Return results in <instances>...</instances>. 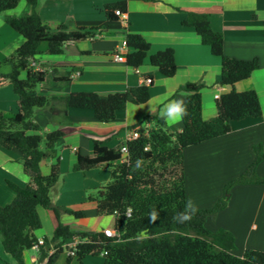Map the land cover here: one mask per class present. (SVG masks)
I'll return each mask as SVG.
<instances>
[{
  "label": "trees",
  "instance_id": "16d2710c",
  "mask_svg": "<svg viewBox=\"0 0 264 264\" xmlns=\"http://www.w3.org/2000/svg\"><path fill=\"white\" fill-rule=\"evenodd\" d=\"M20 0H0V15L4 22L23 38V43L9 56L0 59V68L9 66L7 75L0 73L17 97V112L5 117L0 112V147L15 149L20 154V163L28 184L18 188L8 183L15 193L11 203L0 207V242L3 251L15 264H25L23 254L37 244L38 264H51L52 257L64 251L65 242L77 237L82 242L75 248V257H67V264L73 258L78 264L87 256L104 258L103 264H264V252L244 250L241 256L231 253L235 249L234 237L228 231H210L206 222L213 221L217 213L226 207L231 189L238 185H264V177L258 176L256 168L264 160V148L260 144L252 147L253 161L238 176L228 180L222 188V196L210 208H199L193 218L185 223H176L172 217L185 208V177L183 150L203 142L224 136L230 132V122L246 118H259L261 107L254 90L237 92L234 85L248 79L260 67L257 58L236 60L223 55V36L212 30L205 13H186L181 25L192 28L202 45L209 48L212 56L220 60L219 84L229 88L215 100L216 115L208 120L201 116V86L185 83L179 86L176 94L185 97L186 115L181 119L182 129L169 133L166 123L157 116H146L140 123L127 130H135L138 137L123 141L115 148H107L105 141L92 139V152L83 156L76 153L71 167L72 172L84 173L92 169L107 168L109 181L101 187L95 198L97 216H114L115 237H106L103 232L93 234L72 233L60 221L62 213L76 218L80 212L54 206L50 191L60 178L59 159L56 144L63 138L61 130L38 132L40 127L31 118L34 110L46 109L51 120L67 122L69 109L91 110L96 121L107 124L114 120L119 111L128 104L142 105L150 98V86L142 84L127 88L123 92L99 95L93 92H73L65 96H43L35 92L42 84L46 71H37L29 65L39 54V46L46 44L45 54L58 56L68 42L93 39L104 27L67 30L62 23L51 31L37 13L38 0H23L29 11L20 16H8L6 12L15 9ZM126 0L107 3L103 6L105 19L114 23L126 14ZM125 53L122 55L128 67L137 69L147 60L149 65L166 78L176 73L174 50L166 48L149 55L150 44L139 34L125 32ZM24 77L21 78V74ZM51 75L57 84L69 81V72ZM149 123L148 128L143 125ZM152 124V125H151ZM43 142V149L40 144ZM125 146L126 152H120ZM50 157L54 163L49 173L43 176L40 162ZM137 161L140 166L137 167ZM37 207L50 210L56 220V227L50 237L38 240L34 231L41 228ZM129 210V216H126ZM155 210L158 219L149 220ZM141 233H146L143 238ZM54 255L48 257V251ZM0 264H8L1 262Z\"/></svg>",
  "mask_w": 264,
  "mask_h": 264
},
{
  "label": "crops",
  "instance_id": "0c3cea01",
  "mask_svg": "<svg viewBox=\"0 0 264 264\" xmlns=\"http://www.w3.org/2000/svg\"><path fill=\"white\" fill-rule=\"evenodd\" d=\"M115 1L119 0H38L36 8L40 19L51 31H55L62 23L67 24L68 31L76 28H105L100 34H95L93 39L68 42L58 56L46 55V44L42 43L39 54L30 61L36 65L33 70L39 68L47 72L44 82L36 87L37 94L65 96L73 92H93L108 95L140 86L145 78L152 79L149 100L138 106L128 104L107 124L96 121L91 110L69 109V123L51 120L46 109L34 110L31 120L40 130L28 134L43 136L54 130L64 133L56 144L60 178L51 189L50 198L54 206L82 214L80 218L65 213L60 215L61 223L68 226L72 233L93 234L106 229L113 231V220L97 216L95 203H89L86 199L88 181L96 179L98 169L84 173L71 171L76 153L83 156L91 154L92 139L105 141L107 148H115L124 141L131 125L140 123L146 116L162 118L161 110L172 101L185 102L184 94H176L177 88L185 83L202 87V119L208 120L216 115L215 100L228 92L229 88L219 84V58L212 56L209 48L201 44L192 28L181 25L188 12L208 15L212 30L223 36L225 57L236 60L258 59L260 67L248 79L236 83L234 89L237 92L254 90L262 113L259 118L230 122L228 134L183 150L186 201L188 190L194 202L212 192L208 201L213 206L220 198L226 182L238 176L253 161L252 147L260 144L264 148V0H126V14L118 21L109 23L105 19L103 6ZM28 11L29 6L20 0L17 7L5 15L20 17ZM125 32L136 33L144 38L150 44L149 55L172 48L175 75L171 78L162 76L147 60L137 69L128 67L125 61H115L114 55ZM22 43L23 38L0 15V59L11 55ZM52 69L57 75L69 72L68 83L60 85L54 82ZM9 71L7 65L0 68L3 75ZM0 112L5 117H12L17 112V97L11 85L4 80L0 84ZM162 119L169 133L182 129L181 120L169 124ZM53 163L54 159L50 157L42 159L40 171L43 176L48 175ZM256 173L264 177V160L258 164ZM8 183L24 188L28 184V177L23 172L19 152L0 147V207L11 203L15 196ZM211 186H216V190H212ZM36 210L41 228L34 231V236L38 240L48 238L57 224L54 215L50 210L40 207ZM206 228L210 231L223 229L231 233L235 244L231 253L235 256H241L247 249L264 252V185L234 186L226 207L217 213L213 221L206 222ZM76 238L65 242L66 251L53 256L51 264H67V246ZM37 254L38 251L33 248L25 251L24 263L38 264ZM0 261L15 264L3 251L1 242ZM103 261L102 255L87 256L82 264H103ZM70 264L78 263L73 258Z\"/></svg>",
  "mask_w": 264,
  "mask_h": 264
},
{
  "label": "clouds",
  "instance_id": "9594fccd",
  "mask_svg": "<svg viewBox=\"0 0 264 264\" xmlns=\"http://www.w3.org/2000/svg\"><path fill=\"white\" fill-rule=\"evenodd\" d=\"M161 117L166 120L169 124H174L183 119L186 115V108L184 107L183 100L172 101L165 109L161 110ZM140 166V161H137V167ZM199 211L198 206L192 199H188L185 203V208L182 212L176 213L172 219L176 223H185L190 221L193 216ZM158 219V213L153 210L149 214V220L151 223H155ZM143 238H147L146 233H141Z\"/></svg>",
  "mask_w": 264,
  "mask_h": 264
},
{
  "label": "built area",
  "instance_id": "2783aa9c",
  "mask_svg": "<svg viewBox=\"0 0 264 264\" xmlns=\"http://www.w3.org/2000/svg\"><path fill=\"white\" fill-rule=\"evenodd\" d=\"M124 51H125V40L123 39L119 48L117 49L115 55H114V60L115 61H124V58H123V54H124ZM29 65L34 68L36 65L35 63L33 62H30ZM37 71H43L42 69H36ZM142 83L145 84V85H148L151 83V80L149 78H145L142 80ZM143 127L146 129L149 127V124L148 123H145L143 125ZM138 137V132L135 131V130H127L126 133H125V136H124V141H130V140H133L135 138ZM120 152L121 153H125L126 152V148L125 146H122L121 149H120ZM126 216H129V210L127 211L126 213ZM103 234L106 236V237H115V233L109 229H106V230H103L102 231ZM82 241L79 239V238H76L71 244H69L67 246V256L68 257H75V251H74V248L75 246L78 244V243H81ZM34 250L38 251V246L37 244H35L33 247H32ZM54 252L55 250L54 249H50L48 251V257H51L54 255ZM103 255V254H102Z\"/></svg>",
  "mask_w": 264,
  "mask_h": 264
},
{
  "label": "rangeland",
  "instance_id": "374dc122",
  "mask_svg": "<svg viewBox=\"0 0 264 264\" xmlns=\"http://www.w3.org/2000/svg\"><path fill=\"white\" fill-rule=\"evenodd\" d=\"M43 147H44V145L42 142L40 144V149H43ZM96 171H97L96 179H91L88 181V186H87L88 190H87V198L86 199L88 200L89 203L91 202L89 200V198H95L97 191L101 187H103L109 181V178H110L108 174L106 176L107 171H109L107 168H101V169H98ZM108 173L110 174V172H108ZM210 188H212V190H216V186L215 187L211 186ZM209 191H211V190H209ZM211 194H212V192L210 194H207L205 197L200 198V200H197L195 202V204L198 206V208H210V207H212V205L210 204L211 201H208L211 197L210 196ZM221 196H222V189H221L220 198H221ZM190 197H191V192H190V190H188L187 191V200L190 199ZM103 219L104 220L111 219V220H113V223H114V216H103ZM64 251H66V249H64Z\"/></svg>",
  "mask_w": 264,
  "mask_h": 264
}]
</instances>
